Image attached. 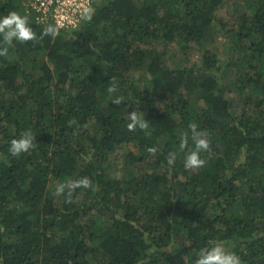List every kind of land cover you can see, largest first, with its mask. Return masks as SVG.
Masks as SVG:
<instances>
[{
  "label": "trees",
  "instance_id": "1",
  "mask_svg": "<svg viewBox=\"0 0 264 264\" xmlns=\"http://www.w3.org/2000/svg\"><path fill=\"white\" fill-rule=\"evenodd\" d=\"M226 1L233 8L219 17ZM92 7L91 22L55 39L14 41L0 57V264H195L209 241L242 264H264V0ZM11 11L27 15L38 36L51 23L35 22L25 0H0V16ZM219 35L239 55L223 67L207 50ZM151 43L205 55L165 68L144 49ZM141 74L150 78L143 86ZM112 78L120 105L107 92ZM133 110L150 135L128 131ZM191 122L211 140L195 170L179 149L183 134L193 147ZM26 130L35 148L14 157L10 142ZM118 151L122 179L109 172ZM85 176L95 192L77 189L71 203L52 195L51 186Z\"/></svg>",
  "mask_w": 264,
  "mask_h": 264
},
{
  "label": "clouds",
  "instance_id": "2",
  "mask_svg": "<svg viewBox=\"0 0 264 264\" xmlns=\"http://www.w3.org/2000/svg\"><path fill=\"white\" fill-rule=\"evenodd\" d=\"M96 9L89 3L84 6L81 12V20L83 22H91ZM60 34L59 26L56 24H47L43 27L39 36L30 25L29 17L22 15L18 11H11L5 16H0V57H7L9 48L14 41L20 43L37 42L46 36L55 39ZM107 92L112 97L111 102L115 105H120L124 101L121 95H112L118 92V84L115 78L109 81ZM129 123L127 129L129 132H135L138 129L150 135L149 121L145 119V115L136 110L128 113ZM191 132V142L193 147H189V138L187 134H183L179 143V149L185 152L184 167L187 170H195L204 167L207 163L201 157L202 152H211V140L209 133L206 130H201L195 122L188 125ZM36 136L31 130H26L20 134L19 138H14L10 142L9 152L14 157H19L24 153H28L35 148ZM158 149L155 146L147 148L150 155H156ZM168 165H173L176 160V153L169 152L166 156ZM77 189H90L95 192L97 189L93 182L88 177L79 179H68L60 182L55 187L54 194L56 196H65V202L71 203L73 194ZM5 229L0 226V232ZM211 245L203 247L198 253V258L195 264H242L239 255L227 250L223 242L209 241ZM137 264H145L144 261H138Z\"/></svg>",
  "mask_w": 264,
  "mask_h": 264
},
{
  "label": "rangeland",
  "instance_id": "3",
  "mask_svg": "<svg viewBox=\"0 0 264 264\" xmlns=\"http://www.w3.org/2000/svg\"><path fill=\"white\" fill-rule=\"evenodd\" d=\"M29 0H25V5L27 6ZM231 2L227 1L225 2L224 6L220 8L217 12V14L222 17L225 16V14H228L232 10ZM146 48V51H148V55L150 58H153L154 55L157 57H160L161 64L165 68H173L177 64H181L185 61V59L190 60L191 63H194L198 65L202 57L205 55L203 50H200L196 47H190L189 51L181 52L180 51V45L179 44H172L167 47H162L161 45L157 43H151L150 45H145L144 49ZM207 50L209 53L213 54L217 60V64L219 66H225L228 62H235L239 59V55L237 51L234 50L232 47V43L228 40L223 38L222 36L216 37L214 43L207 47ZM225 68V67H224ZM138 85L143 86V80H149L150 78L148 76H145L141 74L138 77ZM223 79L225 80V83L229 85L233 82L234 76L233 72L230 70L224 69L223 73ZM153 83V82H152ZM155 82L153 83V85ZM235 98H238V96L235 94ZM123 154L118 151L115 154L109 155L108 160L110 164V174L122 179L124 177L123 174ZM56 185H53L50 187L51 193L54 196V198L58 201V198L60 196H56L54 194Z\"/></svg>",
  "mask_w": 264,
  "mask_h": 264
},
{
  "label": "built area",
  "instance_id": "4",
  "mask_svg": "<svg viewBox=\"0 0 264 264\" xmlns=\"http://www.w3.org/2000/svg\"><path fill=\"white\" fill-rule=\"evenodd\" d=\"M95 0H29L26 6L27 13L35 22H51L59 29H75L81 20L84 6Z\"/></svg>",
  "mask_w": 264,
  "mask_h": 264
}]
</instances>
